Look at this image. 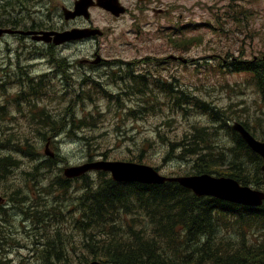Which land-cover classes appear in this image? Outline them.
Masks as SVG:
<instances>
[{"label":"trees","instance_id":"obj_1","mask_svg":"<svg viewBox=\"0 0 264 264\" xmlns=\"http://www.w3.org/2000/svg\"><path fill=\"white\" fill-rule=\"evenodd\" d=\"M6 9L7 4L1 3L0 27H4L3 24L6 22ZM61 68L64 71V68ZM236 70L249 75L247 84L253 88L264 105V63L262 61L239 63ZM104 79L107 78L97 79L96 83L90 80L95 84L96 92L107 93L105 86L108 83ZM41 82L42 84L34 87L39 86V91L47 95L48 81L41 79ZM0 88L4 91L3 86ZM191 100L196 99L187 96L176 98L178 106L185 105L186 112L197 110V114H202L199 110H206L203 114L206 118L209 116L213 123V126L209 127H193V131L185 136V138L190 136L187 145L183 140L178 141L180 137L177 139V144L181 145L180 150H183L184 159L194 155L197 156L195 159L201 160L200 164L198 161L194 163L192 171L197 173L207 171L211 163L217 161L205 159L214 157L219 163L226 162L227 165L226 170H219V175L232 177L243 185L264 186V177L259 169L260 159H254L255 154L250 152L229 127V121L241 119L240 116L231 109V106L221 108L205 105L207 109L203 110L198 109L199 106L191 103ZM24 102L30 106L35 105L32 99H25ZM114 103L116 106L122 105L124 100H114ZM146 105L151 107L150 111L154 109L149 102ZM3 109L4 106H0V114ZM118 113L115 111V115ZM261 113L264 116V108ZM88 116L92 118L89 120L90 125L83 123V119L72 124L77 129L83 125L93 127L95 119H101L100 116ZM61 117L54 120L49 112L42 108L38 115L40 121L31 125L30 130L26 132L8 131L0 127V170L3 171L13 165L11 156L15 154H21L31 160L38 159L41 156L38 143L41 140L46 141L47 137L60 134L66 122ZM128 120L138 119L132 118L128 113L120 114L118 117L120 127L125 132ZM69 121L71 118L68 119V123ZM242 123L254 134L246 122ZM210 130L214 132L213 138L206 140L204 133L208 134ZM68 131V136L74 135L73 131ZM219 133L228 137L230 146L218 138ZM154 134L157 136L156 142L162 141L165 144L170 142L171 135L165 129H158ZM132 138L135 143L141 136L133 135ZM82 139L85 140L89 151L96 153L102 150L100 143L94 141V136ZM152 141L153 139L149 137L143 139L147 148ZM148 152V149L142 150V154ZM118 153L123 155L126 150L122 149ZM105 155L104 151L95 154ZM249 157L252 159H248ZM251 164L254 166L252 172L249 171ZM41 167L49 172L53 162L50 165H35L32 171L38 172ZM83 179L84 191L78 198V210L81 213L78 220L89 224L87 226L82 224L79 228L102 231L89 234L88 242L78 244L81 264H84L83 259L86 256L101 258L107 264H264V204L258 209H253L206 197L197 198L191 192L172 184L156 186L117 184L104 172H96L90 178L85 176ZM55 185L62 187L59 178H55L49 184L50 187ZM118 205L121 207L117 208ZM98 210H102L106 218L92 223L91 213ZM253 231L262 234L256 247L252 245L251 237H255ZM53 247L54 245L51 250L54 252ZM53 262L70 263L69 260Z\"/></svg>","mask_w":264,"mask_h":264},{"label":"rangeland","instance_id":"obj_2","mask_svg":"<svg viewBox=\"0 0 264 264\" xmlns=\"http://www.w3.org/2000/svg\"><path fill=\"white\" fill-rule=\"evenodd\" d=\"M18 1L19 0H0V4H14ZM72 1L73 0H55V3L65 4L66 2ZM120 1L127 8V13L117 19L100 9H94L91 13L94 26L104 31V35L103 38L94 41L93 46L89 48V51L99 50L101 58L103 59H109L111 56H116L121 59H132L140 58L145 55L151 56L152 54L156 57H165L173 54L171 46L168 45L169 43H172L174 52H177L179 56L183 57V59L194 60V63L198 60L195 66H178L174 68L175 74L183 75L181 78L183 81H193L210 85L222 82L224 79L233 85L235 82L242 81L245 76L243 74L232 76L227 74L214 75L213 72L205 75L204 72L206 67L211 69L214 63L221 62L223 59L227 61L228 59L226 56L233 55V58L239 60H253L254 57L261 59L264 55V0H246V2H249L250 8H252L247 23L241 26L237 24L233 28L229 27L228 21L222 24L219 20H214L211 8L227 5L228 2L239 7L235 4V1L240 0H163L164 6L161 7H159L158 4H153V2L139 4L135 0ZM166 3L174 4L173 12L165 9L167 5ZM215 10L216 9H214V11ZM178 22L179 25L191 24L193 26L186 27L183 33L179 35H172L167 32L168 29H164V27L173 28L175 27L174 24ZM214 23H216L217 26H215ZM212 27H216L218 30H214ZM179 39L180 41H178ZM73 51H66L67 53L64 55L71 54L76 55L78 57L77 60L84 59V55H82L84 51ZM8 54L9 52H7L6 47H0V63L2 60L6 59ZM212 54L218 56L209 58ZM205 63H207L206 66L204 65ZM223 65H225V63H223ZM60 67H65L67 71H70L69 64L67 63H60ZM197 68L200 70L199 74H196ZM25 73H29V71H26ZM70 78L72 77L70 76ZM104 81L111 85L121 84L120 78L110 79V81L104 79ZM119 89L122 90L121 94L123 97L137 96L140 94L138 90H132L126 86L120 85ZM244 89V93L240 94H238L236 90L232 91L229 88H209L207 91L212 98H215L217 105L224 108L231 106V109L240 116L242 122H246L258 137H264V116L261 113L264 105L261 102V98L251 87H246ZM97 103V100L80 101L79 107L84 108L83 110H80V115L86 116L88 113L93 112V106ZM129 105L132 104L129 103ZM99 106L105 114L104 102H100ZM150 110L151 107L141 105L132 111L130 115L132 118L139 119L148 114ZM145 117L144 120L132 121L133 125L128 123L125 127L129 136L135 135L141 137L143 136L142 127L144 126L148 128V136L144 135L133 145L129 141L125 142L126 139H123L124 136H120L119 132L113 131L111 124L106 123V121L104 123L100 122V125L94 130L84 129L85 133L83 135H86L87 137L94 136V141L96 140L100 143L104 142V146L107 145L113 153H118V151H121L122 149H126L129 152L132 150L133 153H137L138 151L147 148L143 139L145 137L155 138V129L158 124L162 125L163 121L174 119V122L168 128V132L171 136L177 132V130H175L176 127L180 130L188 124H193L195 128H199L200 123L202 125L204 123L203 117L199 118L194 115L185 119L180 116H168L165 110L154 115H146ZM95 120H99V118H96ZM83 123H86V125L91 124L87 119H83ZM162 128L166 129V125H162L160 129ZM204 134V138L207 140L213 138L214 132L210 130L208 134ZM189 139L190 136L183 139L185 145H187ZM163 144L165 145V143ZM55 146L56 150L52 149V151H54L55 154L58 153L59 158L62 154L66 160V163H63L61 168L84 163L82 161L85 159L82 158L87 154L85 144L81 142H68L57 143ZM180 147L181 145L174 144L172 148H170V151L165 158L167 160L165 161L157 160L158 158L154 156V153H157V151H150L145 157H147L146 159H149L150 163L164 167L163 171L165 173L171 174L173 172L170 171V169L172 167L177 169L179 166L178 164L171 166L169 159L183 158V150H180ZM61 149L63 152H61ZM137 155L139 154L137 153ZM94 158L102 157L94 156ZM190 165H192L191 162L189 164H184L181 167L189 168ZM24 167L25 166H23L22 169H24ZM18 171H21V169ZM28 186L29 182H27V187ZM120 207L121 205H118L117 208ZM3 213H7V211H4ZM8 218L10 224L0 223V264H13L10 260L12 257H16V247L13 243L9 242V239L18 234H22L26 237V232L21 227H17L15 215L12 212H8ZM104 218L106 217L102 210L93 211L91 213L90 221L96 223L102 221ZM51 223H53L52 220H49L46 215L34 216L29 222L27 234L34 242L38 240L41 244H45L47 240L39 230L42 227H47ZM80 224L81 226L82 224L87 226L89 223L82 221ZM101 231L102 230L100 229H95L92 234ZM52 245H58L60 250L53 252L51 250L52 246L49 245L47 247L49 254L59 252L62 253L60 257H63L66 254L67 245L65 246L63 239L56 237L52 242ZM65 247L66 251L64 252ZM88 257L89 256H86L85 258ZM50 259H53V256H50ZM16 264L23 263L17 262ZM50 264L55 263L51 260Z\"/></svg>","mask_w":264,"mask_h":264},{"label":"water","instance_id":"obj_3","mask_svg":"<svg viewBox=\"0 0 264 264\" xmlns=\"http://www.w3.org/2000/svg\"><path fill=\"white\" fill-rule=\"evenodd\" d=\"M81 9L86 10L92 5L87 0H79ZM97 5L113 15L118 16L124 12L117 0H97ZM86 15L85 12H82ZM2 33H11L10 30H0ZM87 36L84 32L73 31L64 35H57L54 42L60 44L65 39H78ZM233 129L237 131L246 144L255 152L264 158V143L255 141L240 124H234ZM104 169L110 171L117 181H138L142 183L160 184L164 180L159 178L151 169L135 166L132 164H124L120 162L113 163H91L79 167H71L65 169V175L69 178L77 177L89 170ZM264 172V164L262 166ZM181 185L190 188L197 196H210L222 201L235 202L246 206H259L264 199V194L253 191L247 187H240L237 182L231 179H213L208 176L190 177L175 179ZM91 264H99L92 262Z\"/></svg>","mask_w":264,"mask_h":264},{"label":"flooded vegetation","instance_id":"obj_4","mask_svg":"<svg viewBox=\"0 0 264 264\" xmlns=\"http://www.w3.org/2000/svg\"><path fill=\"white\" fill-rule=\"evenodd\" d=\"M72 5L69 4L67 6H63V5L57 6V5L50 4V3L41 5L40 7L35 9L36 13L33 14L31 20L23 21V24H22L24 25L23 29H26L25 31H35V32H41V31L63 32V31L71 30L73 28H84V27H87L89 24L91 25L92 20L84 21L82 17H77L73 20H66L64 18L63 8L72 9ZM42 13H45V14H42ZM22 37H25L23 38V40H21V43H20V46L22 48L23 47L25 49L28 47H38L39 48L41 46H44L45 44L50 49H55L57 51L70 49L73 45L91 40V39H87V40H81L80 42L65 43L59 47H55L52 43L46 44L43 42H35L29 36H22ZM84 63H85V66L83 68V71L88 73L91 76H98L103 70L101 63H94V62H91V60H86L84 61ZM72 68L75 69L76 67L73 66ZM17 78L18 80L20 79L25 80V81L28 80L27 76L25 77L23 76L22 78L18 76ZM16 215L18 217L17 222H21V228L26 232V236H28L27 234L28 224L25 220L24 213L21 212V214L18 213ZM16 237L20 240H23L25 238L24 235H21L20 237L16 235Z\"/></svg>","mask_w":264,"mask_h":264},{"label":"bare ground","instance_id":"obj_5","mask_svg":"<svg viewBox=\"0 0 264 264\" xmlns=\"http://www.w3.org/2000/svg\"><path fill=\"white\" fill-rule=\"evenodd\" d=\"M15 2V1H14ZM65 68V67H64ZM66 69V68H65ZM86 69V68H85ZM67 70V69H66ZM69 75V74H68ZM105 80H107V79H105ZM102 81V80H101ZM43 125V124H42ZM34 129V128H33Z\"/></svg>","mask_w":264,"mask_h":264}]
</instances>
